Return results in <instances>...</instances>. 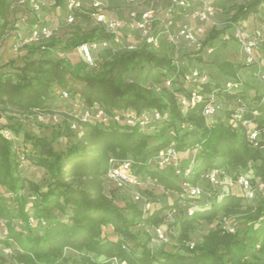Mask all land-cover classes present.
I'll return each instance as SVG.
<instances>
[{"label":"trees","instance_id":"1","mask_svg":"<svg viewBox=\"0 0 264 264\" xmlns=\"http://www.w3.org/2000/svg\"><path fill=\"white\" fill-rule=\"evenodd\" d=\"M84 1L81 0V8L74 12L84 10ZM86 1L91 3V0ZM236 1L213 0L212 3L217 12ZM262 7L264 0H246L237 6L223 29L213 27L203 44H211L232 23L240 25ZM12 9L13 0H0L2 28L10 24ZM91 10L94 9L91 7ZM84 13L85 18L91 17V12ZM113 37L103 25L95 24L87 30L78 29L65 48L112 42ZM41 44H32L29 52L41 51L45 48ZM246 65L220 63L221 80L209 79L200 92L205 97L203 101L186 110L177 96L183 94L191 98L192 91H187L189 84L186 86L183 78L186 69L178 66L170 54H158L149 45L117 51L99 66L96 62L90 65L84 61L72 63L40 58L28 59L14 71L0 73V107L21 115L53 114L50 100L55 91L60 98L63 91L68 92L69 98H62L65 101L79 96L85 108L99 106L108 115L127 109L137 113L156 109L168 114L166 120L140 128L113 120L83 122L78 116L64 113L66 136L75 138L65 149L57 150L54 141L46 137L27 135L32 149L26 158L49 176L44 187L22 175L15 141L0 133V187L13 195L17 209L12 211L0 195V222L7 232L5 237H0V244L11 251V260L16 264H112L115 259L127 264H264V192L254 199H260L256 206L244 204L249 201L231 190L218 200V195H211L195 209L193 216L180 221L176 239L183 252H164L161 257L149 247L151 236L140 240L132 229L140 223L158 228L164 223L165 211L178 206L181 199L150 213L134 199L122 207L106 192V174L114 159L131 161L132 170L137 174L149 176L165 188L182 194V177L177 175L179 179H171L151 162L156 154L171 145L179 154L197 152L192 167L193 183L212 169H223L236 177L249 171L250 166L254 169L251 180H264V151L260 149L264 141L254 146L241 122L235 127L230 124L235 109L225 117H217L212 125L203 114L212 94L226 96L244 108L245 120L264 131V94L258 104L251 107L241 90L230 92L225 87L227 82L239 80V72ZM146 67L145 84L128 78L137 69ZM167 79L172 80L171 86L165 85ZM73 123L77 125L75 130L71 127ZM151 125H157L155 132L146 133L144 130ZM26 188L36 198L32 216L26 212L28 198L23 194ZM183 199L189 203L196 201L190 197ZM219 215L223 216V223L233 217L245 218L249 228L240 235L218 225L205 234L200 243L191 246L195 224L212 223ZM30 218L36 220V225L44 224L43 230L36 232ZM15 220L23 226H16ZM106 228H111L117 238L107 237ZM249 248L253 249L250 255ZM66 249L75 251L78 256H66ZM0 264H8L7 259L0 256Z\"/></svg>","mask_w":264,"mask_h":264},{"label":"rangeland","instance_id":"2","mask_svg":"<svg viewBox=\"0 0 264 264\" xmlns=\"http://www.w3.org/2000/svg\"><path fill=\"white\" fill-rule=\"evenodd\" d=\"M31 0H13V9L10 17V24L6 28H2V21L0 20V73L14 71L16 66H21L24 61L28 59H52L65 60L72 63L84 61L79 49L65 48L66 43L78 31V29L87 30L97 24L95 14H103L106 19L120 21L123 23V28L118 31L121 39L120 43H109L107 47L100 46L93 52L95 62L99 65L107 59L114 56V53L121 50L135 49L144 45H149L146 37L142 33L130 26V13L137 12L138 15L144 11L154 10V22L150 30L149 37L156 39V44L149 45L150 49L158 54L168 53L174 59L175 63L184 67L186 71L192 69H199L205 75H208L212 81H220L222 76L218 70V65L224 61H230L237 64H245V55L241 52L239 45L232 37V30L226 28V31L221 34L214 42L209 45H204L208 34L213 30L209 23L201 22L194 16L193 10H181L174 7L173 11H169V1L155 2V3H140L137 5L130 4L127 0H103L102 6L97 10H91V3L84 1V10L73 13L74 20L69 21L67 5L70 0H43V5L39 11H35L30 3ZM212 2L213 0H209ZM246 0H237L231 3L227 9L218 10L215 19L223 29L232 14L237 9V6L244 4ZM195 10L198 5H195ZM193 7V8H194ZM93 8V7H92ZM84 12H91V17L85 18ZM86 16H89L88 14ZM47 25L56 29L55 38L42 43L45 48L38 51L36 54H31V45H22L17 50L16 45L22 43L24 37H28L30 31L34 26ZM184 25H188L196 39V42H188L182 38H176L179 31ZM240 26L249 33L256 30L262 31V41L258 49L254 51V64L244 66L239 72V81L241 82L240 90L244 95L246 103L249 106L258 104V99L264 94V83L258 80L254 73L260 68L264 73V7L259 13L252 15L248 20L242 22ZM229 39H225L226 35ZM174 37V39L171 38ZM37 46L38 44H33ZM94 62V63H95ZM147 67L144 69H137L129 79L135 80L141 84H145V75ZM187 86V84H186ZM190 90H189V89ZM187 91H193L191 86L186 87ZM156 93H159V88H156ZM58 92H54L53 98L50 100V112L44 114V119L41 121L37 116L21 115L14 111H5L0 107V133L2 135L11 136L10 139L15 141V150L20 159V171L22 175L38 183L41 187L46 185L49 176L46 171L34 166L26 156L30 154L32 149L31 140L27 139V135L46 137L54 141V146L57 150H63L67 145L75 140L69 138L65 132V119L63 114L80 116L84 112V105L79 96L74 99L65 101L58 96ZM183 94H177L178 100L181 102ZM264 100V99H263ZM216 101L221 105L219 116H214L211 125L214 124L216 118L225 117L226 114L237 107L233 99L226 96L216 97ZM182 105V104H181ZM185 109V106L182 105ZM148 110V109H147ZM150 111V110H149ZM55 114V115H54ZM157 125H151L144 131L153 134ZM9 132V133H8ZM264 138V133L261 135ZM153 143V141L151 142ZM196 151H188L181 153L177 163L166 167H157L152 160L156 169L165 172L171 179H179L175 169L193 167L196 159ZM157 156L159 155L156 154ZM155 159V158H154ZM133 176L132 182H128L122 186H118L114 181L106 179V192L112 196L115 202L124 207L125 203L134 199L136 195L140 196V200H135L144 206V211L150 213L162 207L170 206L175 203L177 199H181L178 206H173L172 210L168 209L163 214L164 223L158 226L163 231L165 240L158 239L155 235V228L149 227L144 223L135 226L132 231L140 240H145L147 235L152 237L149 247L153 253L161 257L164 252H183L181 245L176 239L180 233V221L187 219L190 210H194V206H200L211 195L212 197L218 195L216 200L221 199L228 190L242 194L243 191L239 186L228 188L225 183L228 179H222L221 184L210 185L206 180L200 179L198 183L204 189V194L193 202H188L181 197V194L173 190L165 188L155 179L149 176L137 174L131 171ZM245 176L252 178L254 176V169L244 172ZM31 191L26 188L23 194L27 196L26 212L29 216L34 214L36 205V198L30 194ZM0 195L4 198L6 204L10 209L16 212V202L13 195L5 188L0 187ZM260 199L244 202L246 205L256 206ZM211 201L212 198H211ZM210 201V202H211ZM197 203V204H196ZM149 204V207L146 205ZM194 208V209H193ZM147 212V213H148ZM145 213V215L147 214ZM36 221V220H34ZM223 221V216L219 215L212 223L207 221H200L195 224V228L191 234V243L197 244L202 241V237L215 229L218 225L232 229L240 235H243L249 228V222L242 217H233L230 220ZM16 226H23L15 220ZM36 232H40L44 228V224H33ZM23 229V228H22ZM106 236L116 239V235L112 233L111 228L105 229ZM6 228L4 223L0 222V237H5ZM253 249H248L250 255ZM11 251L4 245L0 244V256L7 259L8 264H16L11 260ZM65 254L68 257H77L78 253L71 249H66ZM112 264H117L114 260Z\"/></svg>","mask_w":264,"mask_h":264},{"label":"built area","instance_id":"3","mask_svg":"<svg viewBox=\"0 0 264 264\" xmlns=\"http://www.w3.org/2000/svg\"><path fill=\"white\" fill-rule=\"evenodd\" d=\"M103 0H91V4L94 10H97L102 6ZM130 4L137 5L140 3H155V2H163V1H169V11H173L174 7H178L181 10H193L194 16H196L201 22L209 23L212 27L220 28V24L217 23L215 16H216V8L214 7L213 3L209 0H127ZM32 8L35 11H39L43 5V0H31L30 1ZM195 5H198V8L195 10ZM194 7V8H193ZM81 8V0H70L67 9H68V16L69 21L72 22L74 20L73 13L74 10ZM153 12L154 10H148L144 11L142 14L138 15L137 12H131L130 13V19L132 23H130V26L138 31H140L143 35V37L148 38L147 42L149 45L156 44V39L150 38V30L154 22L153 18ZM93 15L97 19V24L103 25L107 31L112 33L114 35L112 42L113 43H120L121 39L118 35V31L123 28V23L120 21L115 20H109L106 19L105 15L103 14H95V11L93 12ZM232 30V37L236 41V43L239 45L241 52L245 55L246 64H254V51L258 49L260 42L262 41V31L256 30L253 33L247 32L245 29H243L240 25L231 24L229 27ZM56 35V29L51 28L47 25H37L32 28L30 31V34L28 37H24L22 39V43L20 45H16L15 49L17 50L22 45H31V44H41L45 41H49ZM182 38L185 41L188 42H196V39L188 25H184L181 30L178 33V36L176 38ZM172 39L174 37L171 36ZM225 39H229V35L227 34ZM111 43L109 41H103L100 43H92V44H82L79 46V51L81 53V56L84 60V62L94 65L95 59L93 57V52L99 48L107 47L108 44ZM22 44V45H21ZM131 49V48H130ZM129 49V50H130ZM255 77L264 83V73L259 68L255 73ZM184 82L186 84L192 85L194 87V90L191 93V98L188 99L185 96H182L183 98L181 100V104L185 106L186 110L190 105L194 106L196 103H199L203 101L205 98L204 95H202L200 92L203 91L204 84H206L209 81L208 75H205L200 71L199 69H192L190 71H187L184 75ZM166 86L172 85V80L167 79L165 81ZM241 86V82L239 80L237 81H229L225 84V87L230 92H236L239 91ZM61 98L68 99L69 93L66 91L62 92ZM240 102V100H239ZM150 110V111H149ZM221 111V105L216 101L215 95H211L208 98V103L206 104L203 114L206 117L207 121L211 124L212 119L214 116H216ZM244 108L239 105L235 108L232 116L230 117V124L234 127L237 126L239 122L242 123L244 128L246 129V133L248 136V140L250 143H252L254 146H259L261 141H264V138L261 137V135L264 133V131H259L254 124L249 121L245 120L243 117ZM257 114V112L255 113ZM46 115V114H45ZM39 120H43L44 114L37 115ZM80 120L83 122H97V121H103L108 122L110 120H113L118 123L127 124L130 126H139L140 128H146L149 124L160 122L162 120H166L168 118L167 113H162L156 109H148L144 110L141 113H137L134 110H116L113 111L111 115H108L106 111H104L99 106H94L92 108H85L84 112L79 116ZM72 129H76L77 125L75 123L72 124ZM185 125H182V128H184ZM9 133V132H8ZM6 138H10L11 136L4 135ZM260 149L264 151V144L260 146ZM179 152L175 148V146L171 145L167 147L166 149L159 152V155L153 159L155 164L158 167H166L171 166L177 163V160L179 159ZM111 168L109 169L108 173L106 174V179L110 181H114L118 184V186H122L128 182H132V163L131 161H117L114 159H111ZM177 175L182 177V188L183 192L181 194L182 198L190 197L192 199L198 200L202 194H204V189L201 187V185L196 182L193 183L192 180L194 178L193 169L192 167L188 168H180L175 169ZM202 179L206 180L210 185H218L221 184L222 179H228L225 183V185L228 188H232L233 186H239V188L243 191L242 195L247 201L254 200L257 195L260 192H264V180H261L260 178H256L254 181L251 180V178L245 176L244 173L239 174L238 176L234 177L233 175H230L226 173L223 169H212L209 171H206L201 176ZM134 200H140V196L136 195L134 197ZM149 207V204L146 205ZM199 206H194L196 209ZM193 208V209H194ZM194 210H190L188 214L189 216L194 215ZM30 222L34 224V219L30 218ZM230 232H234L232 229H228ZM155 234L158 239L165 240V236L163 231H161L160 228L155 229ZM194 244L191 243V246ZM117 264H127L125 262H119L116 260Z\"/></svg>","mask_w":264,"mask_h":264},{"label":"crops","instance_id":"4","mask_svg":"<svg viewBox=\"0 0 264 264\" xmlns=\"http://www.w3.org/2000/svg\"><path fill=\"white\" fill-rule=\"evenodd\" d=\"M117 238V237H116Z\"/></svg>","mask_w":264,"mask_h":264}]
</instances>
